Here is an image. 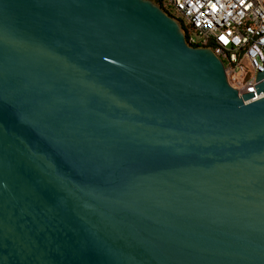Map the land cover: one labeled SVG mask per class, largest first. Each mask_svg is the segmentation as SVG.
<instances>
[{
  "label": "water",
  "instance_id": "1",
  "mask_svg": "<svg viewBox=\"0 0 264 264\" xmlns=\"http://www.w3.org/2000/svg\"><path fill=\"white\" fill-rule=\"evenodd\" d=\"M253 97L155 0H0V264H264Z\"/></svg>",
  "mask_w": 264,
  "mask_h": 264
},
{
  "label": "built area",
  "instance_id": "2",
  "mask_svg": "<svg viewBox=\"0 0 264 264\" xmlns=\"http://www.w3.org/2000/svg\"><path fill=\"white\" fill-rule=\"evenodd\" d=\"M166 12L178 13L187 42L211 47L223 61L229 83L240 96L252 92L246 103L264 97L255 86L264 80V0H155ZM194 34L201 37L194 39Z\"/></svg>",
  "mask_w": 264,
  "mask_h": 264
},
{
  "label": "rangeland",
  "instance_id": "3",
  "mask_svg": "<svg viewBox=\"0 0 264 264\" xmlns=\"http://www.w3.org/2000/svg\"><path fill=\"white\" fill-rule=\"evenodd\" d=\"M165 9L167 10V14H169V15H172L173 17H175V18H177L178 19V13L174 10V9H172L171 7H169V6H165ZM194 39L196 40V41H200L201 40V37L198 35V34H194Z\"/></svg>",
  "mask_w": 264,
  "mask_h": 264
}]
</instances>
